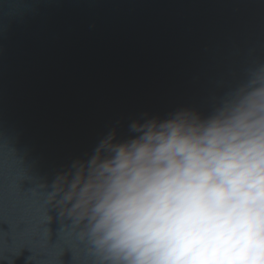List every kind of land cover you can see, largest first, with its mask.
Segmentation results:
<instances>
[{
    "label": "water",
    "instance_id": "95a60500",
    "mask_svg": "<svg viewBox=\"0 0 264 264\" xmlns=\"http://www.w3.org/2000/svg\"><path fill=\"white\" fill-rule=\"evenodd\" d=\"M264 116V0H0V264H127L94 231L116 150ZM48 230L13 251L12 198Z\"/></svg>",
    "mask_w": 264,
    "mask_h": 264
},
{
    "label": "clouds",
    "instance_id": "9594fccd",
    "mask_svg": "<svg viewBox=\"0 0 264 264\" xmlns=\"http://www.w3.org/2000/svg\"><path fill=\"white\" fill-rule=\"evenodd\" d=\"M104 170L94 231L127 264H264V116L149 128Z\"/></svg>",
    "mask_w": 264,
    "mask_h": 264
},
{
    "label": "snow or ice",
    "instance_id": "6c2138e0",
    "mask_svg": "<svg viewBox=\"0 0 264 264\" xmlns=\"http://www.w3.org/2000/svg\"><path fill=\"white\" fill-rule=\"evenodd\" d=\"M0 168L4 170V179L13 175V164L9 160L6 146L0 149ZM43 205H37L35 193L29 196H15L12 198L11 211L5 217V221L9 225H24L25 233L17 234L16 228L12 227L10 233H5V236L11 235L13 241V251H17L26 245H30L31 240H25L22 237L29 233L39 232L41 235V246L46 245L48 242V230L43 227L42 216Z\"/></svg>",
    "mask_w": 264,
    "mask_h": 264
}]
</instances>
